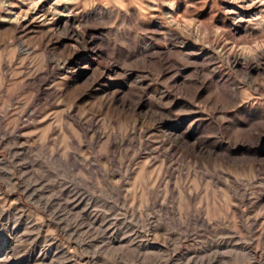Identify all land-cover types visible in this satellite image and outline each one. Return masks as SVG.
<instances>
[{"label": "rangeland", "instance_id": "1", "mask_svg": "<svg viewBox=\"0 0 264 264\" xmlns=\"http://www.w3.org/2000/svg\"><path fill=\"white\" fill-rule=\"evenodd\" d=\"M0 264H264V0H0Z\"/></svg>", "mask_w": 264, "mask_h": 264}, {"label": "bare ground", "instance_id": "2", "mask_svg": "<svg viewBox=\"0 0 264 264\" xmlns=\"http://www.w3.org/2000/svg\"><path fill=\"white\" fill-rule=\"evenodd\" d=\"M49 12H50V10H48L46 7H40V8H35L34 9V11H33V13H34V15L33 16H35V18H39V17H46L48 14H49ZM19 18V16H16V19H18Z\"/></svg>", "mask_w": 264, "mask_h": 264}]
</instances>
